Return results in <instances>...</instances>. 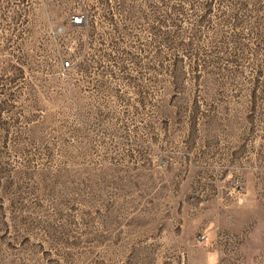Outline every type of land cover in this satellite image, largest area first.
<instances>
[{"label": "rangeland", "instance_id": "rangeland-1", "mask_svg": "<svg viewBox=\"0 0 264 264\" xmlns=\"http://www.w3.org/2000/svg\"><path fill=\"white\" fill-rule=\"evenodd\" d=\"M0 264H264V0H0Z\"/></svg>", "mask_w": 264, "mask_h": 264}, {"label": "built area", "instance_id": "built-area-1", "mask_svg": "<svg viewBox=\"0 0 264 264\" xmlns=\"http://www.w3.org/2000/svg\"><path fill=\"white\" fill-rule=\"evenodd\" d=\"M42 1H44V0H42ZM70 23L72 24V25H75V26H83L84 25V23H85V19H84V15L82 14V13H75V14H73V15H71V17H70ZM70 66L71 65H69V61L68 60H64L63 62H62V67L63 68H70ZM204 234H201V235H199V240H202L203 238H204Z\"/></svg>", "mask_w": 264, "mask_h": 264}, {"label": "trees", "instance_id": "trees-1", "mask_svg": "<svg viewBox=\"0 0 264 264\" xmlns=\"http://www.w3.org/2000/svg\"><path fill=\"white\" fill-rule=\"evenodd\" d=\"M80 67L82 68V64L81 65H78V68H80Z\"/></svg>", "mask_w": 264, "mask_h": 264}]
</instances>
